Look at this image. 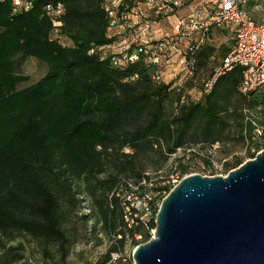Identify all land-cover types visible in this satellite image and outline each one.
Wrapping results in <instances>:
<instances>
[{"label": "trees", "instance_id": "obj_1", "mask_svg": "<svg viewBox=\"0 0 264 264\" xmlns=\"http://www.w3.org/2000/svg\"><path fill=\"white\" fill-rule=\"evenodd\" d=\"M13 1L0 0V245L26 235L52 264H67L71 238L65 223L86 209L91 213L79 218L95 216L110 237L92 264H112L110 253L121 252L126 240L130 246L149 240L145 227L154 228L157 210L127 228L110 196L119 178L156 189L177 149H194L193 170H208L209 176L213 145L219 149L233 140L245 147L247 159L264 151V93H240L241 67L218 77L197 101H187L181 92L192 78L172 87L154 80L158 68L142 58L120 68L88 54L110 42L101 0H22L27 11L15 10ZM47 4L61 6L58 27L43 11ZM227 51L201 46L193 55V76L198 65L212 56L220 62ZM27 58L44 64L45 73L17 89L27 79L16 68ZM240 164L238 157L220 161L224 173ZM22 258L21 244L9 246L0 264Z\"/></svg>", "mask_w": 264, "mask_h": 264}, {"label": "built area", "instance_id": "obj_2", "mask_svg": "<svg viewBox=\"0 0 264 264\" xmlns=\"http://www.w3.org/2000/svg\"><path fill=\"white\" fill-rule=\"evenodd\" d=\"M249 2L250 0H101L99 6L106 19V36L110 42L91 47L88 54H96L100 60H107L111 66L120 68L142 58L158 68L153 79L161 82L163 69L169 59L175 58L179 78L172 87H176L192 78L195 70L193 55L208 42L211 31L227 29L231 34V48L203 82L201 93H208L218 77L236 66L242 68L239 86L242 95L252 91L264 93V24H256L252 20L247 11ZM13 6L17 11H27L29 3L14 0ZM262 7L264 11V4ZM43 11L51 19L53 27L60 25L55 20L62 12L60 4H47ZM163 25L166 27L163 28ZM255 133L258 136L261 134L259 130H255ZM216 148L213 145L209 149L211 156ZM191 153H195L194 149H177L171 155L156 189H144L145 186H151L144 181L133 183L124 178L118 179L110 196L117 199L127 228L134 224V220L147 222L171 187L183 177L192 175L196 166L189 161ZM179 167H186L188 173L180 174ZM167 187L168 191L165 189ZM145 229L150 234L149 239L152 238L154 228L146 226ZM133 238L137 242L141 240L140 234H133ZM126 245L128 250L125 249ZM136 245L130 246L126 240L121 252L110 253L111 263L133 264L131 252Z\"/></svg>", "mask_w": 264, "mask_h": 264}, {"label": "water", "instance_id": "obj_3", "mask_svg": "<svg viewBox=\"0 0 264 264\" xmlns=\"http://www.w3.org/2000/svg\"><path fill=\"white\" fill-rule=\"evenodd\" d=\"M131 258L133 264H264V151L225 176L183 177L161 199L152 238L136 245Z\"/></svg>", "mask_w": 264, "mask_h": 264}, {"label": "rangeland", "instance_id": "obj_4", "mask_svg": "<svg viewBox=\"0 0 264 264\" xmlns=\"http://www.w3.org/2000/svg\"><path fill=\"white\" fill-rule=\"evenodd\" d=\"M263 4V0H250L249 6L247 7L250 17L256 24H264ZM254 6H256V9H254ZM165 27L166 25H163V28ZM225 43L226 44L222 47H228L230 41L227 40ZM219 60L217 56H212L205 65H198L196 67L194 76L188 82L190 88H185L181 92V97H183L184 100L195 102L200 98L202 84L209 76L212 68L218 64ZM37 64L38 63L32 58L23 59L19 62L16 72L26 77L27 80L19 84L17 89L31 85L41 78L43 70L37 69ZM168 64H166L162 73H165V75H162V80L165 84L179 78L178 75H175L174 78L172 75H169V71L166 69ZM40 65L45 71L44 64L40 63ZM174 66L175 64L171 63L170 69L174 68ZM170 73H172V71H170ZM235 157L241 158L242 163L249 160L245 156V147L242 144L236 143L233 140L224 141L219 145V149H216L212 154V163H214L213 175L209 176L208 170L194 171L192 174H198L202 177L225 176L227 173H224L223 168L219 167L220 161L230 162ZM146 173L150 175L153 172L148 169ZM84 203L86 202L84 201ZM90 213H88L86 209H79L76 213L77 215H71L65 223L71 238V245L66 257L67 264H92L102 257L108 246L110 237L103 230L100 223H94L95 216H89L86 221L79 218L80 215ZM2 241L3 245H0V255H2L9 246H16L17 244L22 245L23 258L13 264H52V261L43 255L36 241L26 235H17L13 240L9 241L3 239ZM125 249L128 250L127 245ZM54 260H56V258Z\"/></svg>", "mask_w": 264, "mask_h": 264}, {"label": "crops", "instance_id": "obj_5", "mask_svg": "<svg viewBox=\"0 0 264 264\" xmlns=\"http://www.w3.org/2000/svg\"><path fill=\"white\" fill-rule=\"evenodd\" d=\"M227 40L230 41V44L228 45V47L225 46L223 48H227L228 49L227 52H229V50L231 48V45H232L230 32L227 29L212 30L210 35H209V40L207 42V45H209L214 50V53H217L221 49V47L226 44L225 42ZM171 63L175 64V66H174V68L170 69ZM168 65H167L166 69H167V71H169V75H172L173 78H174L175 75H178V73H177L178 69H177V66H176L175 58L169 59V64ZM37 69H41V71L43 70V75H44L45 71H44V69H43V67L41 65L37 64ZM170 71H172V73H170ZM162 75H165V73L162 74ZM174 81H176V80L174 79L171 82L174 83Z\"/></svg>", "mask_w": 264, "mask_h": 264}]
</instances>
